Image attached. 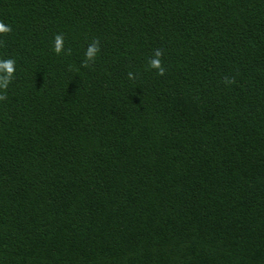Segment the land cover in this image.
Returning a JSON list of instances; mask_svg holds the SVG:
<instances>
[{
	"label": "trees",
	"instance_id": "1",
	"mask_svg": "<svg viewBox=\"0 0 264 264\" xmlns=\"http://www.w3.org/2000/svg\"><path fill=\"white\" fill-rule=\"evenodd\" d=\"M0 24V264H264V0H0Z\"/></svg>",
	"mask_w": 264,
	"mask_h": 264
},
{
	"label": "clouds",
	"instance_id": "2",
	"mask_svg": "<svg viewBox=\"0 0 264 264\" xmlns=\"http://www.w3.org/2000/svg\"><path fill=\"white\" fill-rule=\"evenodd\" d=\"M10 29L5 27V25L0 24V32H6L9 31ZM61 44H62V37L57 36L56 37V43H55V48L54 51L59 54L61 52ZM98 49L96 45H92L88 48L86 52V58L87 60H91L94 58L96 55ZM161 52L157 50L154 53V58L149 60V66L151 68L157 69L160 74H163L164 69L161 67ZM14 61L9 59V60H0V72L6 73L5 75L0 76V89H7L10 80L12 78V74L14 72ZM4 97L0 95V99H3Z\"/></svg>",
	"mask_w": 264,
	"mask_h": 264
}]
</instances>
